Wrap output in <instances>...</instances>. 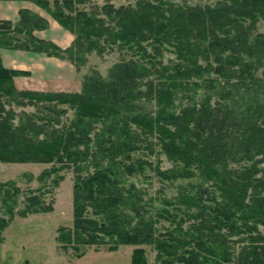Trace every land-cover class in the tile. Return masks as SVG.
I'll list each match as a JSON object with an SVG mask.
<instances>
[{
	"label": "trees",
	"instance_id": "trees-1",
	"mask_svg": "<svg viewBox=\"0 0 264 264\" xmlns=\"http://www.w3.org/2000/svg\"><path fill=\"white\" fill-rule=\"evenodd\" d=\"M8 1L37 5L74 38L65 48L39 38L48 20L21 8L0 19V49L77 71L92 53L117 57L105 75L90 66L79 92L17 89L23 72L0 57V162L50 165L23 207L16 183L0 182V233L52 211L43 197L72 171L64 253L132 245L130 264H147L149 245L154 264H264V0ZM147 168L174 194L131 180Z\"/></svg>",
	"mask_w": 264,
	"mask_h": 264
},
{
	"label": "rangeland",
	"instance_id": "rangeland-1",
	"mask_svg": "<svg viewBox=\"0 0 264 264\" xmlns=\"http://www.w3.org/2000/svg\"><path fill=\"white\" fill-rule=\"evenodd\" d=\"M134 1L129 0L130 3H134ZM199 1L204 2L206 0ZM127 2V0H117L114 3L118 6ZM45 12L43 10V13ZM46 14L49 19H52L48 12ZM261 25V31L264 32V23ZM116 57L117 54L115 52H109L103 56L92 53L88 56L87 65L81 67L78 72L85 73L90 66H96L105 75L108 67L116 60ZM25 110L32 111L33 107H26ZM141 157L148 159L152 164L158 162L161 168L171 166V163L163 154L158 155L157 158L155 155L147 156L144 154H141ZM47 167H50V165L43 163L0 162V182L13 181L21 190L17 200L18 207H23V199L29 190H35L39 187L37 176ZM145 173L144 177L137 176L131 180L138 186L146 188L153 197L158 195V192H161L159 189L164 184L163 191L165 195L174 194V187H166L169 185L159 180L150 168H147ZM73 179L74 174L72 171L64 172V179L59 186L44 195L43 199L45 202L52 201V211L33 213L26 217L15 216L7 227L1 231L0 264H73L66 261L62 256H58L62 254L65 257L75 258L73 254L64 253L60 250L56 241L57 228L60 226L70 227L72 225ZM49 182H47L48 187H50ZM142 247L146 250L147 264H154L155 251L153 248L149 245H143ZM133 249L134 246L132 245H121L116 251H111L113 253H108L105 247H100L99 249H95L94 246L87 247L85 250L86 256L79 264H130ZM93 251L100 252L94 253Z\"/></svg>",
	"mask_w": 264,
	"mask_h": 264
},
{
	"label": "crops",
	"instance_id": "crops-1",
	"mask_svg": "<svg viewBox=\"0 0 264 264\" xmlns=\"http://www.w3.org/2000/svg\"><path fill=\"white\" fill-rule=\"evenodd\" d=\"M28 8L45 17L49 27L45 30L35 31L39 38L52 40L62 48L68 47L73 41V35L61 27L53 18L49 19L43 9L29 1L0 0V19H18V11ZM3 65L9 69L23 72L14 77V83L21 90L79 92L82 86L81 77L84 73L78 72L74 65L66 60L24 50L0 49ZM99 253L100 251H93ZM114 252V251H113ZM108 251V253H113ZM73 264H79L85 258H69L58 255ZM118 264V263H117Z\"/></svg>",
	"mask_w": 264,
	"mask_h": 264
}]
</instances>
